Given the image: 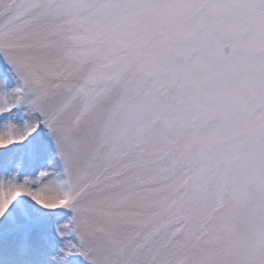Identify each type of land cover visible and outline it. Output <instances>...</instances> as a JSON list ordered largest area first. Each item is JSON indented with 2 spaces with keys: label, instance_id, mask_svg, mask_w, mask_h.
I'll list each match as a JSON object with an SVG mask.
<instances>
[{
  "label": "snow or ice",
  "instance_id": "6c2138e0",
  "mask_svg": "<svg viewBox=\"0 0 264 264\" xmlns=\"http://www.w3.org/2000/svg\"><path fill=\"white\" fill-rule=\"evenodd\" d=\"M0 264H264V0H0Z\"/></svg>",
  "mask_w": 264,
  "mask_h": 264
},
{
  "label": "rangeland",
  "instance_id": "374dc122",
  "mask_svg": "<svg viewBox=\"0 0 264 264\" xmlns=\"http://www.w3.org/2000/svg\"><path fill=\"white\" fill-rule=\"evenodd\" d=\"M0 59H2V57H0Z\"/></svg>",
  "mask_w": 264,
  "mask_h": 264
}]
</instances>
